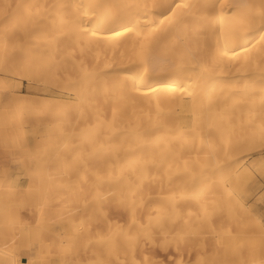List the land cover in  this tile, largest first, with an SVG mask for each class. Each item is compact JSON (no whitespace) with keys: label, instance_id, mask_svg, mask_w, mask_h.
I'll return each instance as SVG.
<instances>
[{"label":"bare ground","instance_id":"obj_1","mask_svg":"<svg viewBox=\"0 0 264 264\" xmlns=\"http://www.w3.org/2000/svg\"><path fill=\"white\" fill-rule=\"evenodd\" d=\"M0 198V264H264V0H0Z\"/></svg>","mask_w":264,"mask_h":264},{"label":"rangeland","instance_id":"obj_2","mask_svg":"<svg viewBox=\"0 0 264 264\" xmlns=\"http://www.w3.org/2000/svg\"><path fill=\"white\" fill-rule=\"evenodd\" d=\"M8 82L11 85L13 84L14 86H17V84L21 83V87H22V90H23L24 94L29 95V96H36V95H34L35 94L34 93V89L30 86V84L26 80V78H21V77H18V76H11V77L8 78ZM3 147L9 150L10 148H13V145H12L11 142H7L6 144L3 145ZM0 208L2 210H4V211L7 209V211L9 213L13 212V211L17 212V210L15 208H13V211H12V209H9L8 203L4 204V198H0ZM6 217H8V216L7 215L4 216V218H6ZM43 234H44L43 232H40L39 230H36L35 228L28 227L27 232L24 231L23 240H30L31 242H34V240L36 238H38L41 241L46 239V243H48V244L53 243L54 241H57L54 238V237L57 236L56 232L54 233V235L51 234V236H49V237H46ZM55 254H57V253H54V255Z\"/></svg>","mask_w":264,"mask_h":264}]
</instances>
